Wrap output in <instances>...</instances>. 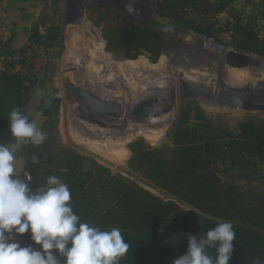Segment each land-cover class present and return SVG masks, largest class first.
Segmentation results:
<instances>
[{
    "label": "rangeland",
    "instance_id": "obj_1",
    "mask_svg": "<svg viewBox=\"0 0 264 264\" xmlns=\"http://www.w3.org/2000/svg\"><path fill=\"white\" fill-rule=\"evenodd\" d=\"M129 2L64 0L60 26L45 30L46 25L41 34L33 33L19 47L0 54V72L18 77L21 110L29 119L37 91L52 99L38 126L46 134L40 146L54 171L65 172L61 168L69 164L84 171L101 166L171 200L145 177L142 163L157 149L169 157L179 134L187 132L197 143L218 147L211 161L222 181L264 191V152L238 153L236 139L227 135L264 128V57L220 42L230 39L228 32L236 28L240 13L226 1L135 0L130 14ZM190 21L196 28L188 25ZM212 23L214 37L204 32ZM257 32L264 36V23ZM77 87L100 91L118 100L122 109L108 115L93 112L80 103ZM183 90L195 95L185 97ZM56 92L62 97L54 99ZM235 100L245 106L232 105ZM23 145L26 157L20 178L32 187L34 144ZM176 201L181 207L178 219L190 225L189 212L195 208ZM189 234L194 235H162L160 241L187 243Z\"/></svg>",
    "mask_w": 264,
    "mask_h": 264
},
{
    "label": "trees",
    "instance_id": "obj_2",
    "mask_svg": "<svg viewBox=\"0 0 264 264\" xmlns=\"http://www.w3.org/2000/svg\"><path fill=\"white\" fill-rule=\"evenodd\" d=\"M194 23L190 21L188 25L196 28ZM235 23L236 28L228 32L230 39L223 38L220 42L264 57V36H259L258 25H242L239 20ZM215 26L212 23L204 32L217 36L216 33L211 35ZM21 93L16 75L0 72V142L16 141L9 131L8 116L13 108H22ZM44 98V92L37 91L29 108L30 116L38 125L43 124L46 114ZM227 135L236 139L238 153L261 155L264 152V128H243L239 135L232 132ZM195 140L183 132L169 157L157 149L142 163L145 177L171 195V200L158 197L120 174L112 175L101 166L97 171H84L83 167L69 164L61 168L65 172L54 171L51 158H45L44 146L40 145L32 148L37 158V162H30L35 178L32 188L43 186L49 176L55 175L68 185L73 211L82 221L102 230L119 228L130 245L119 264H172L174 259L185 254L187 243L167 245L160 241L162 235L173 236L179 231L203 235L218 221L225 220L233 223L236 233L229 264H253L254 260H264L263 189L244 190L234 181L217 182L212 172L219 173L220 169L211 161V156L217 157L218 147ZM77 158L82 160V156ZM199 170H208V173ZM39 173L45 177L40 178ZM176 200L196 209L189 212L190 225L178 219L181 207Z\"/></svg>",
    "mask_w": 264,
    "mask_h": 264
},
{
    "label": "clouds",
    "instance_id": "obj_3",
    "mask_svg": "<svg viewBox=\"0 0 264 264\" xmlns=\"http://www.w3.org/2000/svg\"><path fill=\"white\" fill-rule=\"evenodd\" d=\"M134 3L126 5L130 14ZM8 120L18 142L0 144V264H119L130 247L119 228L102 230L82 221L73 211L68 185L57 176L36 189L17 177L20 144L40 145L46 134L19 108L12 109ZM25 233L40 247L21 246L15 236ZM235 239L233 223L218 221L203 235L189 234L185 254L172 264H229Z\"/></svg>",
    "mask_w": 264,
    "mask_h": 264
},
{
    "label": "crops",
    "instance_id": "obj_4",
    "mask_svg": "<svg viewBox=\"0 0 264 264\" xmlns=\"http://www.w3.org/2000/svg\"><path fill=\"white\" fill-rule=\"evenodd\" d=\"M55 1L56 3L50 5L49 0H0V54L7 48L19 47L33 33L41 34L46 25L45 30L52 26H60L63 23L61 10L65 3L64 0ZM219 1H226L224 4H228V8L240 13L237 20L242 25H258L259 27L264 23V0H212L214 3ZM53 10L56 11L55 14H53ZM224 21L231 23L229 19L224 18ZM17 142L16 140L12 143L0 142V144L11 145ZM23 144H20L16 153L18 157L16 175L18 178H20L26 157Z\"/></svg>",
    "mask_w": 264,
    "mask_h": 264
},
{
    "label": "water",
    "instance_id": "obj_5",
    "mask_svg": "<svg viewBox=\"0 0 264 264\" xmlns=\"http://www.w3.org/2000/svg\"><path fill=\"white\" fill-rule=\"evenodd\" d=\"M75 93L78 96L79 101L82 105H86L88 108L95 110V112L101 115L112 114L113 112L120 111L122 109V104H120L118 100L106 96L96 95L94 91L89 87H77L75 88ZM182 95L185 97H189L195 95V93L192 90H183ZM61 97L62 94L60 92H56L53 95L54 99ZM49 100L52 101L51 98ZM231 104L241 108L245 106L240 100H235L231 102ZM199 171L208 173V170ZM212 174L216 178L217 182L221 181V178L217 175V173L212 172Z\"/></svg>",
    "mask_w": 264,
    "mask_h": 264
},
{
    "label": "built area",
    "instance_id": "obj_6",
    "mask_svg": "<svg viewBox=\"0 0 264 264\" xmlns=\"http://www.w3.org/2000/svg\"><path fill=\"white\" fill-rule=\"evenodd\" d=\"M24 175L26 177L28 176L26 173ZM24 181L29 184V182H27L26 178H25ZM15 240L18 241L21 244V246H27L29 244H32L35 248H39L40 247L39 245H35L34 242L31 241L30 233L18 234V235L15 236Z\"/></svg>",
    "mask_w": 264,
    "mask_h": 264
},
{
    "label": "bare ground",
    "instance_id": "obj_7",
    "mask_svg": "<svg viewBox=\"0 0 264 264\" xmlns=\"http://www.w3.org/2000/svg\"><path fill=\"white\" fill-rule=\"evenodd\" d=\"M93 91H94V90H93ZM99 92H100V91H99ZM99 92L96 93V91H94V93H95L96 95H99V94H98ZM84 107L87 108V109H89V110H91V111H93V112H95V110H92V109L88 108L86 105H84ZM107 114H108V113H107Z\"/></svg>",
    "mask_w": 264,
    "mask_h": 264
},
{
    "label": "flooded vegetation",
    "instance_id": "obj_8",
    "mask_svg": "<svg viewBox=\"0 0 264 264\" xmlns=\"http://www.w3.org/2000/svg\"><path fill=\"white\" fill-rule=\"evenodd\" d=\"M49 102V98L47 99L46 97L44 98V104Z\"/></svg>",
    "mask_w": 264,
    "mask_h": 264
}]
</instances>
